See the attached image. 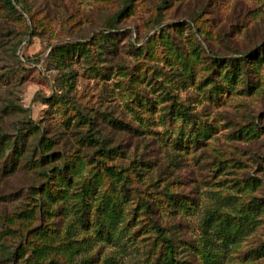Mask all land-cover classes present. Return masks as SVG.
Listing matches in <instances>:
<instances>
[{
	"label": "rangeland",
	"instance_id": "1",
	"mask_svg": "<svg viewBox=\"0 0 264 264\" xmlns=\"http://www.w3.org/2000/svg\"><path fill=\"white\" fill-rule=\"evenodd\" d=\"M14 3L0 264H264V0Z\"/></svg>",
	"mask_w": 264,
	"mask_h": 264
},
{
	"label": "trees",
	"instance_id": "2",
	"mask_svg": "<svg viewBox=\"0 0 264 264\" xmlns=\"http://www.w3.org/2000/svg\"><path fill=\"white\" fill-rule=\"evenodd\" d=\"M18 1V0H16ZM8 6L13 9H17L16 3H14V0H6ZM24 10V7H22ZM109 31L103 30L97 35L100 37L107 36ZM80 43L77 42H66L60 45H56L53 50L54 53L59 55V60H62V56L64 54H68L69 52H74L76 48H81ZM166 240V252L164 253L163 257L157 261L156 264H177V260L174 257V248H173V242L171 239H165Z\"/></svg>",
	"mask_w": 264,
	"mask_h": 264
}]
</instances>
